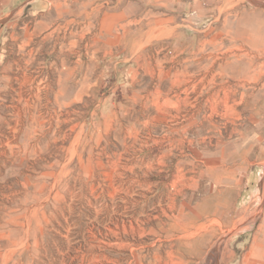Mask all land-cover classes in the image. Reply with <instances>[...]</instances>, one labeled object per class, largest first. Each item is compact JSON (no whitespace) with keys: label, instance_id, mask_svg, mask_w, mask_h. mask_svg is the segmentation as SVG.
Instances as JSON below:
<instances>
[{"label":"rangeland","instance_id":"1","mask_svg":"<svg viewBox=\"0 0 264 264\" xmlns=\"http://www.w3.org/2000/svg\"><path fill=\"white\" fill-rule=\"evenodd\" d=\"M30 1L0 52V264H264V0Z\"/></svg>","mask_w":264,"mask_h":264},{"label":"crops","instance_id":"2","mask_svg":"<svg viewBox=\"0 0 264 264\" xmlns=\"http://www.w3.org/2000/svg\"><path fill=\"white\" fill-rule=\"evenodd\" d=\"M28 5H31L30 0H0V52L3 49L2 38H4L6 26L13 22L15 12H19L22 7Z\"/></svg>","mask_w":264,"mask_h":264},{"label":"bare ground","instance_id":"3","mask_svg":"<svg viewBox=\"0 0 264 264\" xmlns=\"http://www.w3.org/2000/svg\"><path fill=\"white\" fill-rule=\"evenodd\" d=\"M255 59L256 58H254V59H250V60H248V66H251L253 63H254V61H255ZM58 102V101H57ZM59 103V102H58ZM231 105V104H230ZM229 106V105H228ZM233 108V107H232ZM235 110V109H234ZM230 111V110H229ZM230 113V112H229ZM36 119V118H35ZM177 216V215H176ZM201 216H202V214H200V215H196V217H194V216H191V215H189L188 213L187 214H182V215H180V216H178V217H176V218H174V222L178 225V228L180 229V231L181 232H183L184 233V237H188L190 234H191V232H190V229L193 227V225L196 223V221H197V219H201ZM203 218V217H202ZM207 232V231H206ZM209 233V232H208ZM212 233V232H211ZM208 235V234H207ZM206 235V236H207ZM209 237V236H208ZM216 242V241H215ZM218 246V245H217ZM172 254V253H171ZM214 255L216 256V258H218V255H219V250L218 249H216L215 251H214ZM175 257V256H174ZM169 258V257H168ZM177 258V257H176ZM170 262L172 261V260H169ZM177 261V260H176ZM182 261H184V260H182ZM216 262V261H215ZM169 263V262H168ZM172 263V262H171ZM174 263H176L175 261H174ZM183 263V262H182ZM185 263V262H184ZM139 264V263H138Z\"/></svg>","mask_w":264,"mask_h":264}]
</instances>
